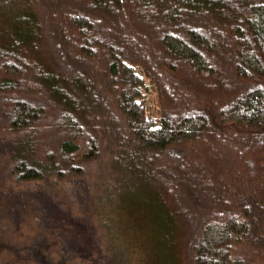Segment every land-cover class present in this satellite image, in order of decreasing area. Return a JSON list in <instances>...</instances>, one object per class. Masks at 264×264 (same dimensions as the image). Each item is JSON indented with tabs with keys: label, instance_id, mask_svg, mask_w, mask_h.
I'll list each match as a JSON object with an SVG mask.
<instances>
[{
	"label": "trees",
	"instance_id": "obj_1",
	"mask_svg": "<svg viewBox=\"0 0 264 264\" xmlns=\"http://www.w3.org/2000/svg\"><path fill=\"white\" fill-rule=\"evenodd\" d=\"M122 207L264 264V0H0V264H128Z\"/></svg>",
	"mask_w": 264,
	"mask_h": 264
},
{
	"label": "rangeland",
	"instance_id": "obj_2",
	"mask_svg": "<svg viewBox=\"0 0 264 264\" xmlns=\"http://www.w3.org/2000/svg\"><path fill=\"white\" fill-rule=\"evenodd\" d=\"M130 209L119 208L115 213L114 220L116 219V222L114 225L112 227L110 224L107 225V232L116 234V239L111 238L113 247L118 251L125 252V262L127 261L128 264H165V246L159 240V232L156 229L157 224H155L161 220L158 213L147 209V212L138 219L131 214ZM177 211L176 215L181 216L180 210ZM106 212H111L109 206L106 208ZM177 249L179 250L178 245ZM178 250L175 249L173 254L170 253V264L173 256L181 257L180 251L177 254ZM179 264H182L181 260Z\"/></svg>",
	"mask_w": 264,
	"mask_h": 264
}]
</instances>
